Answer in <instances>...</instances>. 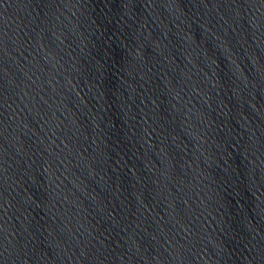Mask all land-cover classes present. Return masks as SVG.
I'll use <instances>...</instances> for the list:
<instances>
[{"label": "water", "instance_id": "obj_1", "mask_svg": "<svg viewBox=\"0 0 264 264\" xmlns=\"http://www.w3.org/2000/svg\"><path fill=\"white\" fill-rule=\"evenodd\" d=\"M0 264H264V0H0Z\"/></svg>", "mask_w": 264, "mask_h": 264}]
</instances>
